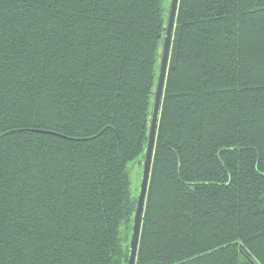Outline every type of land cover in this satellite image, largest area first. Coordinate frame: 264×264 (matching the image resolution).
I'll return each mask as SVG.
<instances>
[{
	"label": "trees",
	"instance_id": "16d2710c",
	"mask_svg": "<svg viewBox=\"0 0 264 264\" xmlns=\"http://www.w3.org/2000/svg\"><path fill=\"white\" fill-rule=\"evenodd\" d=\"M170 3L0 0V264H128ZM245 255L264 264V0H179L136 264Z\"/></svg>",
	"mask_w": 264,
	"mask_h": 264
},
{
	"label": "water",
	"instance_id": "95a60500",
	"mask_svg": "<svg viewBox=\"0 0 264 264\" xmlns=\"http://www.w3.org/2000/svg\"><path fill=\"white\" fill-rule=\"evenodd\" d=\"M178 6H179V0H171L167 25H166L165 39L162 46L158 79H157L153 107H152L148 143H147L146 153L141 171L140 185L138 189L137 206H136L132 233H131L128 264H136V260H137L140 233L142 228V221H143L144 209L146 204V197L149 186L155 142L157 137L162 101L165 90L166 77H167L168 66L170 61L172 41L176 26ZM245 257L251 264H257L247 255H245Z\"/></svg>",
	"mask_w": 264,
	"mask_h": 264
},
{
	"label": "rangeland",
	"instance_id": "374dc122",
	"mask_svg": "<svg viewBox=\"0 0 264 264\" xmlns=\"http://www.w3.org/2000/svg\"><path fill=\"white\" fill-rule=\"evenodd\" d=\"M130 166H132V165H130ZM142 167H143V163L141 165L134 163L132 166L133 171H134V173L132 174V179H133V184H134L136 194H137V191H138L139 185H140Z\"/></svg>",
	"mask_w": 264,
	"mask_h": 264
}]
</instances>
